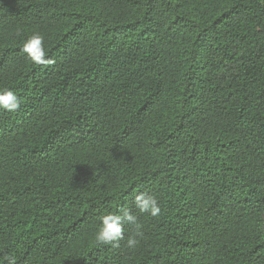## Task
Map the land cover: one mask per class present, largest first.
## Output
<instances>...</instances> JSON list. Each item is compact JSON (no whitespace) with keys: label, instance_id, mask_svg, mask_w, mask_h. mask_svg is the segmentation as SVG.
<instances>
[{"label":"trees","instance_id":"obj_1","mask_svg":"<svg viewBox=\"0 0 264 264\" xmlns=\"http://www.w3.org/2000/svg\"><path fill=\"white\" fill-rule=\"evenodd\" d=\"M4 88L0 264H264V0H0Z\"/></svg>","mask_w":264,"mask_h":264},{"label":"clouds","instance_id":"obj_2","mask_svg":"<svg viewBox=\"0 0 264 264\" xmlns=\"http://www.w3.org/2000/svg\"><path fill=\"white\" fill-rule=\"evenodd\" d=\"M21 51L36 65H50L55 61L46 51L44 36L39 33L31 35L24 43ZM21 107V99L15 91L9 88L0 89V109L8 112H16ZM132 203L140 214H148L152 217H159L162 212L158 198L149 191L134 193ZM126 225H133L136 234L129 237L126 244L129 248L138 245L137 237H142L138 224V216L129 208L121 207L118 211H109L99 217V227L95 232V243L98 246L112 245L119 246V242L125 238ZM7 264H17L14 255L6 257Z\"/></svg>","mask_w":264,"mask_h":264}]
</instances>
